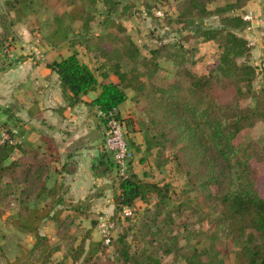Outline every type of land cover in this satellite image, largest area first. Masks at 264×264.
Listing matches in <instances>:
<instances>
[{"label":"trees","instance_id":"1","mask_svg":"<svg viewBox=\"0 0 264 264\" xmlns=\"http://www.w3.org/2000/svg\"><path fill=\"white\" fill-rule=\"evenodd\" d=\"M19 1L28 4L31 0L4 2L14 11V21L22 16ZM75 1L67 0L70 6L66 11L67 20L60 14L52 16L51 27L46 34L50 44H56L60 35V40H63L71 29L69 21L77 19L83 32L90 30L93 14L84 11ZM94 1L89 0L88 4ZM211 1L215 0H179L174 19L182 22L187 17L219 15L220 25L202 28L197 33L203 40H213L219 50L218 58L206 72H193L186 65L187 56L180 46L172 50L167 43H161L159 47L149 48L150 55H144L126 32L125 24L108 16L102 21L105 30L97 34L91 49L96 57H103L100 63L103 70L99 75L105 77L110 72L117 77L116 82H98L93 69L80 61L74 51L47 62L46 66L56 73L61 93L69 103L79 101L81 94L98 86L97 94L88 103H94L106 114L115 112L117 117L121 115L117 105L127 98L125 89L129 88V101L137 111V115H131L132 122L144 142L142 152L146 154L155 148L157 165L174 160L185 175L188 190L196 193L193 206L218 207L220 220L230 236L234 264H264V196L254 186L257 168L250 163L251 159L264 161V144L254 138H237V134H243L257 121L264 123V87L254 88L255 66L246 60L250 55V44L234 31L249 21L238 12H229L242 8L249 0H228L210 8L207 3ZM118 2L102 0L106 12L117 8ZM161 55L175 66L170 80L164 83L154 79L158 69L156 58ZM101 120L104 122L105 117L102 116ZM126 124L125 135L132 129ZM29 145H13L9 141L0 143V190L3 188L2 194L7 196L20 182L23 184L20 190L23 196H29L35 190L33 195L44 194L50 200L46 207L23 202L15 216L10 218L12 226L32 233L34 238L22 253L27 257L19 253L9 264H17L18 261L19 264L27 261L46 264L55 247L46 234L38 231L39 224L45 218L60 223L59 214L65 208L66 199L57 192L59 186L45 185L49 168L43 152ZM14 149L20 153L9 158ZM92 167L101 174L112 172L108 152L102 151ZM72 170L68 169L69 172ZM117 187L115 203L118 208L110 219H117L122 207H130L136 199L151 203V207H146L148 218L143 232L150 239L160 234L159 222L169 223L172 216L180 212V205L164 210L168 198L166 183L159 185L152 178L138 176L130 167L126 176L118 179ZM189 201L181 203L190 207ZM130 214L124 213L123 218ZM118 238L124 245L123 237ZM100 247L101 240H90L86 246L81 240L72 247L71 258H81L83 264L90 260L91 264H159L158 259L144 248L134 254L125 246L120 248L117 259L107 258L98 262L96 251ZM168 248L166 251L169 252L171 249ZM203 252L208 255L207 261H197L195 252H190L185 256L187 264H222L217 258L218 251L209 248Z\"/></svg>","mask_w":264,"mask_h":264},{"label":"rangeland","instance_id":"2","mask_svg":"<svg viewBox=\"0 0 264 264\" xmlns=\"http://www.w3.org/2000/svg\"><path fill=\"white\" fill-rule=\"evenodd\" d=\"M88 1L75 2L84 11L93 14L89 22L90 30L83 32L77 19L69 21L71 29L63 40H60V35L56 44H50L46 38L51 27L50 21L53 15L59 14L67 20L66 11L70 8L67 0H31L28 4L19 1L22 16L18 21H14V11L7 7L5 0H0V139L10 136L13 145L20 143L28 146L31 143L30 147H37V66L31 70L30 67L37 65L38 59H44L45 51L55 48L50 57L74 51L79 59L85 60L98 74L103 57H96L91 47L97 40V34L105 30L102 25L105 16L125 24L126 32L146 56L151 54L149 48L159 47L161 43H167L172 50L180 46L187 56L186 65L196 74L206 72L218 58L219 50L215 42L203 40L197 33L202 28L220 25L219 15L187 17L180 22L174 20L179 0H118L117 8L108 12L102 0L90 4ZM224 1L228 0H215L207 5L213 8ZM229 12L248 15L246 20L249 23L234 31L245 37L250 44L251 51L246 60L255 66L254 88L264 87V0H249L242 8H234ZM156 59L158 69L154 79L164 83L170 80L175 66L164 55ZM25 73L28 74L24 75ZM130 105L133 111L124 117L128 128L133 126L131 115H137L131 102ZM237 138H254L264 144V123L257 121L243 134H237ZM155 151L152 147L146 154L136 152L135 159L133 155L130 162L133 159L134 162H139L138 167L136 166L138 175L152 178L159 185L167 184L168 198L164 210L180 205V212L172 216V221L165 224L159 222L160 234L151 239L143 234L148 218L146 207H151V203H144L140 199L134 200L130 205L131 214L128 217L123 218V214L117 217L114 229H104L103 223L118 208L115 203L118 179L108 175L105 198L95 197L93 200L73 202L75 208L71 206L72 208L60 211V223L47 218L40 222L38 231L46 234L55 247L46 264H83L81 258H71L72 247L81 240L86 246L88 241L96 239L101 240V247L96 251L98 262L107 258L117 259L120 257V248L125 246L134 254L144 248L158 259L159 264H187L185 256L190 252H195L197 261L204 262L208 260V255L203 251L209 248L218 251L217 258L222 264H234L230 236L220 220L218 207L193 206V195L196 193L188 190L182 169L175 165L174 160L157 165ZM19 153L14 149L9 158H14ZM250 163L257 168L254 186L264 196V161L251 159ZM48 168L46 177L52 170V164L48 163ZM22 187V183H16L7 196L2 194L3 188L0 190V264H9L11 259L30 247L34 238L32 233L19 231L9 222L19 205L24 202L30 206L46 207L50 200L44 194L38 197L33 195L35 190L29 196H23L20 191ZM66 201L64 204L68 202ZM185 201H189L192 206H183ZM83 203L87 204L84 206ZM98 203L104 204V208H98ZM88 205H92V208ZM54 207L58 208L56 205ZM119 236L123 237L126 245L118 241ZM168 247L171 249L169 252L166 251ZM19 263L20 261L17 262ZM26 264L39 263L27 261ZM88 264H91V260Z\"/></svg>","mask_w":264,"mask_h":264},{"label":"crops","instance_id":"3","mask_svg":"<svg viewBox=\"0 0 264 264\" xmlns=\"http://www.w3.org/2000/svg\"><path fill=\"white\" fill-rule=\"evenodd\" d=\"M53 50L45 51L44 59L41 61L38 59L37 65L30 67L31 70L37 66V148L43 152L47 163L52 164V170L45 179V185L48 187L54 184L58 185L57 192L68 201L64 207L69 208V204L74 205L75 201L93 200L95 197L105 198L104 194L108 187L106 179L108 175L114 177V171L109 174H101L92 167L98 156L104 151L102 145L103 122L99 114L100 110L94 103H88L97 94L99 87L96 86L81 94L79 101L69 103L61 93L56 73L46 66L47 62L57 60L69 53L50 57ZM79 60L88 65L85 60ZM101 70L103 69L101 68ZM95 75L100 83L117 81V77L110 72L105 77H101L99 72ZM125 92L127 98L117 105L120 116L124 117L133 111L129 101L131 90L126 88ZM126 136L129 142L131 141L129 144L133 148V158L135 159V153L143 151V138L135 124L132 129L127 131ZM134 159L129 166L137 172L136 166L138 167L139 162H134ZM68 169L73 170L69 172ZM91 206L88 205L89 208H92ZM97 206L104 208V204L98 203Z\"/></svg>","mask_w":264,"mask_h":264},{"label":"built area","instance_id":"4","mask_svg":"<svg viewBox=\"0 0 264 264\" xmlns=\"http://www.w3.org/2000/svg\"><path fill=\"white\" fill-rule=\"evenodd\" d=\"M243 19H247V14H241ZM99 110V109H98ZM100 117H105L103 122V150L108 152L112 161L113 173L116 179L126 176L129 170V161L133 156V148L129 144L128 138L125 135V123L122 116H115V112H109L108 114L103 111H99ZM4 141H11L10 136L0 139V143ZM130 214V207L123 206L119 215ZM106 230L114 229L116 226V217L109 218L107 222L103 223Z\"/></svg>","mask_w":264,"mask_h":264}]
</instances>
